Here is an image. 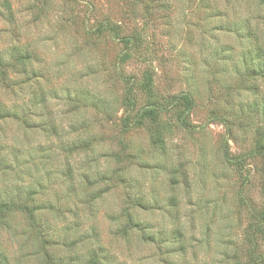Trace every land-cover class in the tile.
Instances as JSON below:
<instances>
[{
  "label": "rangeland",
  "instance_id": "rangeland-1",
  "mask_svg": "<svg viewBox=\"0 0 264 264\" xmlns=\"http://www.w3.org/2000/svg\"><path fill=\"white\" fill-rule=\"evenodd\" d=\"M7 1L19 29L0 14V51L32 47L41 77L21 90L8 71L0 84L17 114L0 118V201L34 207L41 235L19 210L0 216L5 264L105 251L113 264H264V128L251 106L264 98V0ZM150 107L153 119L139 110ZM62 141L81 146L68 155ZM176 229L181 251L142 236Z\"/></svg>",
  "mask_w": 264,
  "mask_h": 264
},
{
  "label": "trees",
  "instance_id": "trees-1",
  "mask_svg": "<svg viewBox=\"0 0 264 264\" xmlns=\"http://www.w3.org/2000/svg\"><path fill=\"white\" fill-rule=\"evenodd\" d=\"M0 14L3 16V18L9 23L12 24V28L11 30L17 29L18 27L15 25V18H14V13L13 10L11 9V6L9 4V2L7 0H0ZM19 29V28H18ZM17 31V30H16ZM18 33V31H17ZM36 57H35V50L26 45L23 44L21 42L15 41V43L9 45L7 48H5L3 51H0V84L8 87L10 84V80H9V76L7 75V72L10 71L13 76H14V83L17 86H20V89L22 90V85H26L28 83H34V80H36L37 78L41 77L40 72L35 71L33 65L31 64V62L35 61ZM255 60H259V56L255 55L254 59L251 61V65L249 64V68L252 69V65H254V61ZM262 64H264V62H261ZM17 77V78H16ZM13 79V77H10ZM41 94V101H46L47 98L44 95V93H40ZM251 106L254 108L255 110V114H257V119H258V124L260 128H264V98H262V100H259V102L257 101H253ZM156 108V107H155ZM155 108H142L139 109L141 111V115H143V117L147 116L150 119L154 117V111ZM17 114L15 112H12L10 110V108H7L5 106L0 105V118H5V117H10V116H14ZM48 121V120H47ZM46 123H42V121L40 122L41 125V130H56L57 129V125H53V124H48L49 121ZM151 121L148 122V124ZM56 127V128H55ZM152 128V127H150ZM60 131V130H59ZM58 130H56L55 134H57L58 136L60 135V132ZM150 141L156 145L159 146H163V140H162V134L160 133V131L158 129H152L151 130V135H150ZM64 141L61 142L60 147L61 149L66 153V154H71L73 151H76L80 148L81 144H77V142H68L63 144ZM258 146L260 147L261 150H264V136L262 138L259 139L258 141ZM164 149V148H162ZM126 199L129 201V203H134L136 202V206L138 207H144L146 202L144 201L143 197L141 195H126ZM171 201L176 200L175 197L171 196ZM16 202H4V201H0V216L4 217V214H9L11 212H13L14 210H19L20 212H23L25 215V218L28 222V226L32 229H34L35 231H37L38 234V239L40 237V231L38 229L37 226L40 227V224L38 223V221L36 220V211L35 208L32 207L31 205L26 204V202H19L18 204H15ZM126 216V223L128 225L134 226V227H140V221H136L132 218V216L126 212L125 213ZM261 220L264 222V216L261 217ZM145 227V226H144ZM41 228V227H40ZM263 233H264V226L262 228ZM157 235V237L151 233H146L144 234L142 232V236L145 238H148L149 240L153 241L155 239H159V240H166L167 238H170L169 242H171V240L173 242H176L177 244H174V247H178V249L184 250V244L182 243V233L180 230L176 229V230H172L169 234V236L167 235V232L164 230H158L155 233ZM166 235V236H165ZM43 241L40 244L41 248L43 247ZM101 249V248H100ZM102 251V250H101ZM44 263L45 264H54L53 259L51 260V257L44 252ZM96 256V254H94ZM99 257H97L96 261H93L92 259L89 260L86 264H99L102 263V261L105 260L106 264H113L112 263V258L111 256L108 255V253L105 251L104 254H100L99 253ZM5 254L3 252L0 251V264H5ZM234 264H239V263H234Z\"/></svg>",
  "mask_w": 264,
  "mask_h": 264
}]
</instances>
